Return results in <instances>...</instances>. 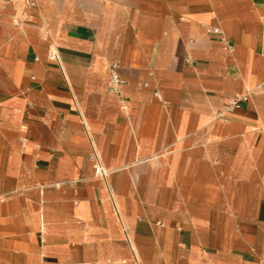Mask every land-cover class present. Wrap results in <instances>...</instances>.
<instances>
[{"label":"crops","instance_id":"1","mask_svg":"<svg viewBox=\"0 0 264 264\" xmlns=\"http://www.w3.org/2000/svg\"><path fill=\"white\" fill-rule=\"evenodd\" d=\"M30 2L0 0V264H264V0Z\"/></svg>","mask_w":264,"mask_h":264},{"label":"built area","instance_id":"2","mask_svg":"<svg viewBox=\"0 0 264 264\" xmlns=\"http://www.w3.org/2000/svg\"><path fill=\"white\" fill-rule=\"evenodd\" d=\"M30 1L31 0H28V2L32 4L33 2H30ZM23 17H25V14L23 15ZM21 20L22 19L17 17V16L13 17V25L15 27H19L21 24ZM215 31L217 32V30H215ZM50 58L52 60H58V56H57L55 51H52L50 53ZM123 83H124L123 80L120 78V76L114 70V68L111 69V75H110V80H109L110 91L117 94V95H120ZM248 95L249 94H246L244 96H236V97L232 98L229 101L228 110H233L234 108L239 106L240 103H242L243 101H246L248 99ZM121 105H122L123 110L128 109L126 103L123 100H121ZM94 170H95L96 176H99V177L106 176L105 170L102 168V166L99 163L94 164Z\"/></svg>","mask_w":264,"mask_h":264}]
</instances>
